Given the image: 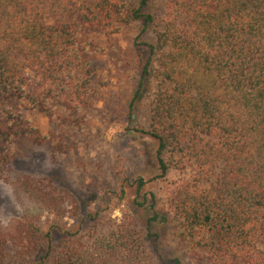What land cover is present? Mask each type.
<instances>
[{
	"label": "trees",
	"instance_id": "16d2710c",
	"mask_svg": "<svg viewBox=\"0 0 264 264\" xmlns=\"http://www.w3.org/2000/svg\"><path fill=\"white\" fill-rule=\"evenodd\" d=\"M153 2L0 0V174L22 141L49 142L27 111L62 121L50 105L59 95L74 111L106 98L108 81L82 60L91 45L79 43L81 31L147 29ZM161 27L144 43L130 115L144 104L147 125L137 131L158 142L150 182H168L177 167L198 177L169 187L165 211L155 192L145 196L149 206L136 203L143 227L132 219L100 231L96 216L82 220L78 209L75 229L53 224L44 234L37 222L16 220L0 232L2 256L10 242L19 264H264V0H166ZM137 182L140 196L147 183ZM15 186L56 219L68 212L71 194L53 183ZM163 228L180 249L169 260Z\"/></svg>",
	"mask_w": 264,
	"mask_h": 264
},
{
	"label": "rangeland",
	"instance_id": "374dc122",
	"mask_svg": "<svg viewBox=\"0 0 264 264\" xmlns=\"http://www.w3.org/2000/svg\"><path fill=\"white\" fill-rule=\"evenodd\" d=\"M165 5L166 0H154L147 9L156 17L147 29L144 22H139L123 26L117 34H105L96 29L81 31L79 43L91 45L82 60L93 62L98 78L108 81L106 98L74 111L59 95L50 105L62 121L52 122L43 114L26 112L31 124L48 136L49 142L39 145L22 141L14 161L0 174V232L22 219L37 222L44 234L53 224L75 229L80 219L92 215L98 219L100 231L132 219L143 227L145 221L139 214L151 204L150 200L145 201V196L155 192L159 209L165 211L169 187L198 177L197 170L177 167L168 182H150L158 172V142L137 131L147 125L144 104L137 102L132 117L130 115V104L148 54L144 43H154L156 32L162 29ZM46 21L52 23L51 18ZM28 76L36 83L40 81L34 73L29 72ZM148 92L151 96L152 90ZM139 178H144L147 184L137 196ZM19 179L53 183L58 189L69 192L71 201L65 204L68 212L62 219H56L41 210L16 189L15 182ZM136 203L145 206L141 208ZM89 224L92 221H86V225ZM161 234L164 257L169 260L180 250L179 245L165 228L161 229ZM83 241L87 243L88 239ZM8 243L9 253L3 256L0 253V264H19L17 248ZM185 264L192 263L186 259Z\"/></svg>",
	"mask_w": 264,
	"mask_h": 264
}]
</instances>
